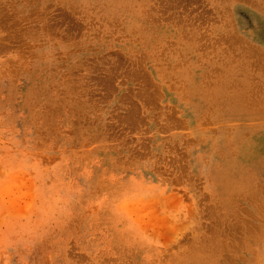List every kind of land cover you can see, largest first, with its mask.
<instances>
[{
    "label": "rangeland",
    "instance_id": "1",
    "mask_svg": "<svg viewBox=\"0 0 264 264\" xmlns=\"http://www.w3.org/2000/svg\"><path fill=\"white\" fill-rule=\"evenodd\" d=\"M262 40L264 0H0V264H264Z\"/></svg>",
    "mask_w": 264,
    "mask_h": 264
},
{
    "label": "bare ground",
    "instance_id": "2",
    "mask_svg": "<svg viewBox=\"0 0 264 264\" xmlns=\"http://www.w3.org/2000/svg\"><path fill=\"white\" fill-rule=\"evenodd\" d=\"M225 9V8H224ZM242 22H243V20H242ZM243 27V26H242ZM233 37V36H232ZM221 39V38H220ZM236 39V38H235ZM261 42H264V40H262ZM264 45V44H263ZM250 50V49H249ZM257 50V49H256ZM254 51V50H253ZM254 53H256V51L254 52ZM254 55V54H253ZM262 55V54H261ZM254 57V56H253ZM264 60V59H263ZM260 62H261V60H260ZM257 64H259V62L257 63ZM257 68V67H256ZM250 94V93H249Z\"/></svg>",
    "mask_w": 264,
    "mask_h": 264
}]
</instances>
